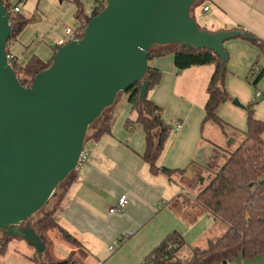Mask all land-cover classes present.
<instances>
[{
  "label": "crops",
  "instance_id": "obj_1",
  "mask_svg": "<svg viewBox=\"0 0 264 264\" xmlns=\"http://www.w3.org/2000/svg\"><path fill=\"white\" fill-rule=\"evenodd\" d=\"M10 1L20 6L22 14L27 7L28 14L24 15L30 19L8 48L21 65L33 56L49 61L60 48L57 40L65 36L66 27L80 29L83 26L76 13L80 3L85 6L87 0H38L37 5L36 0ZM207 4L209 11H204L200 5L193 12L200 26L211 31L239 26L264 39V0H204V5ZM225 48L229 53L228 92L244 106L256 101L255 117L264 121V76L256 88L246 81L258 47L247 39L233 38L225 42ZM148 64L163 73L160 83L148 91L149 98L164 108L166 120L174 126L176 122L182 123L179 130L173 129L158 166L186 170L184 175L191 186H181L178 190L173 184L183 182L174 180V174L170 177L164 172L153 174L150 171L142 158L146 148L145 132L138 125L127 126L128 118L136 119L137 112L128 101L120 112L115 108L111 132L97 139H87V161L57 195V207L53 210L55 218L88 245L85 261L92 255L90 249L101 246L106 255L103 260L95 258L93 264H146L153 248L172 231H178L186 240L179 255L187 259L193 247H205L208 240L217 239L229 228L225 221L197 203L195 196L235 150L232 147L237 148L245 139L246 107L235 105L233 99L227 100L217 110L223 125L205 120L213 65L178 71L173 54L153 58ZM257 92L261 96L257 97ZM199 175L205 178L203 183L197 180ZM193 189L195 192H189ZM123 195L128 200L125 208L110 212ZM178 197L186 202V213L197 217L195 221L190 222L171 205ZM129 230L133 235L114 251L110 250V245ZM16 245L21 247L22 244ZM25 256L27 254L12 251L9 244V251L0 255V261L33 264ZM214 264H264V253Z\"/></svg>",
  "mask_w": 264,
  "mask_h": 264
},
{
  "label": "water",
  "instance_id": "obj_2",
  "mask_svg": "<svg viewBox=\"0 0 264 264\" xmlns=\"http://www.w3.org/2000/svg\"><path fill=\"white\" fill-rule=\"evenodd\" d=\"M198 0H107L81 38L61 46L52 64L24 85L8 60V10L0 0V230L25 239L42 255L46 245L22 222L43 208L80 162L88 128L118 94L143 80L156 44L208 48L229 59L225 42L254 38L241 30L210 31L191 14ZM233 103L245 107L237 98Z\"/></svg>",
  "mask_w": 264,
  "mask_h": 264
},
{
  "label": "trees",
  "instance_id": "obj_3",
  "mask_svg": "<svg viewBox=\"0 0 264 264\" xmlns=\"http://www.w3.org/2000/svg\"><path fill=\"white\" fill-rule=\"evenodd\" d=\"M93 1L94 6L91 15L86 14V8L82 3H80L76 13L77 17L83 21L79 37L82 36L85 24L103 10L107 3V0ZM3 2L8 10L11 24V34L7 42L8 49L9 45L17 39L21 31L30 22V19L20 12L12 11L15 2L10 0H3ZM200 5H203L204 10V0H198L193 5L191 9L193 17L194 10ZM221 30L249 32L239 26ZM253 36L254 38H237L247 39L258 47L257 58L246 77L256 88L264 76V39L255 34ZM169 54L174 55V63L178 71L192 66L213 65L214 72L207 87L208 99L205 104L204 119L223 125L222 119L217 115V110L225 101L233 99L226 87L227 64L226 68L223 69L221 57L213 50L188 48L185 43L156 44L149 52L148 61ZM262 59L263 62L261 63ZM52 61L53 57L45 62L38 56H33L25 65H19L17 61L11 62V65L18 74L26 76L24 79L19 78L24 85L29 86L31 79L48 68ZM162 75L163 73L159 68L148 64L146 74V78L149 80L148 91L160 83ZM143 82V80L137 81L127 91H124L128 94V102L132 109L137 112L136 119L128 118L127 126L138 125L145 132L146 148L142 158L149 165L153 174L164 172L170 177L178 171L184 174L186 170L158 166V161L166 149L174 125L165 119L164 108L150 99L148 93L142 101L140 100ZM122 92L118 94L114 104L105 108L102 114L90 124L88 133L90 130L92 132L90 131L91 134H88L87 139L89 137L97 139L104 133L111 132L115 105ZM255 104L256 101H253L245 106L247 110L245 139L233 152H230L224 164L214 172L213 176L195 196L197 203L228 224V230L217 239L208 240L205 247H193L191 255L187 259H183L179 255L180 250L187 244L186 240L178 231H172L153 248L146 258V264H214L218 261H229L238 256L249 259L264 253V121L255 117ZM75 173L76 170L72 171L58 187L64 183L69 184ZM197 180L203 183L205 178L199 175ZM171 205L190 222L197 219V217H190L186 213L188 209L186 202L180 197L173 199ZM33 217L34 215L23 221V226L33 227L45 243L46 249L42 255L36 252L33 256H25L28 260L33 264L84 263L88 256L87 248L73 232L55 218L53 213L46 214L35 223L32 221ZM3 231L0 230L1 256L7 254L11 241L22 239L3 235ZM55 233L72 247L69 254L64 258H59L54 253Z\"/></svg>",
  "mask_w": 264,
  "mask_h": 264
},
{
  "label": "rangeland",
  "instance_id": "obj_4",
  "mask_svg": "<svg viewBox=\"0 0 264 264\" xmlns=\"http://www.w3.org/2000/svg\"><path fill=\"white\" fill-rule=\"evenodd\" d=\"M37 2H38V0H36L35 5H37ZM91 6L92 7L94 6V1L93 0H87V3L85 5V8L86 9L87 8H91ZM26 9H27V7H25L24 14H28V12H26ZM260 62L262 63L263 62V59ZM18 75H19V77L21 79H24L25 78V76L22 75V74H18ZM246 81L249 84H251L247 79H246ZM127 101H128V94L123 91L121 93V95L119 96V98H118V102L115 105V108L117 109L118 112H120L121 108L127 103ZM90 131L92 132V130H90ZM90 131H89V133H87V136H88V134H91ZM232 148L236 149V147H232ZM86 151H87V154H88L89 153V150L87 149ZM86 161L82 162L79 165V167L82 166V165H84L86 163ZM172 177H173L174 180L178 179L179 180V183L183 182V184H176V183L173 184V186L177 187L178 190L180 189L181 186H184V187H187V188H188V186H191V185H189L188 180L186 179V177H185L184 174L176 173ZM65 185H66V183H64V184L60 185L59 187H57L56 190H55V192H54L55 194L52 195V197L50 198V200L48 201V203L42 209H40L37 213L34 214V217L32 219L33 223L37 222L39 219H41L42 217H44L46 214L53 213V210H54V208L57 207V203H58L57 195L61 192V190L65 187ZM189 192H195V190L194 189H193V191L189 190ZM57 220L59 221V218L58 217H57ZM55 234H56V238H55L54 253H55V255L57 257L64 258V257H66L68 255V252L71 249V247L68 244H66L64 241H62L61 239H59L57 233H55ZM3 235H5L4 234V231H3ZM16 244H22V245H21V247H18ZM86 247H88V245ZM10 249L12 251L13 250H16L17 252L19 251L23 255L24 254H27V255L33 256L36 253V248L34 246L30 245L23 238L22 239H14L13 241H11L10 242ZM99 250H100V252H99ZM90 251H91L92 255H91V257L89 259H87L85 261L84 264H93L94 259L95 258L97 259V257H100V259L103 260L104 257H105V255H106V254H103V249L101 248V246H98V247H96L95 249H92V250L90 249ZM97 252L99 253V255L97 254ZM107 253H110V252L107 251ZM0 258H2V257H0ZM0 264H12V263L11 262L4 263L3 261H0ZM19 264H30V263H28V262H26V263L21 262Z\"/></svg>",
  "mask_w": 264,
  "mask_h": 264
},
{
  "label": "built area",
  "instance_id": "obj_5",
  "mask_svg": "<svg viewBox=\"0 0 264 264\" xmlns=\"http://www.w3.org/2000/svg\"><path fill=\"white\" fill-rule=\"evenodd\" d=\"M80 1H84V0H80ZM209 10H210V5L209 4L205 5L204 11H209ZM12 11L13 12H19L20 6L18 4H15L12 8ZM85 12H86V14L91 15L93 10H92V8H89V9H86ZM82 33H83V31H82ZM79 34H80V29L74 28L72 26H67L65 29V36H63L57 40L58 46H63L70 41H74V40L81 38V37H79ZM8 60H9L10 64L13 61L18 62L15 55L10 53V52H8ZM18 64L21 65L19 62H18ZM256 96L257 97L261 96V93L257 92ZM181 126H182L181 122H176L174 129L179 130L181 128ZM86 160H87V151H86V147L84 145L83 151L80 154L79 162L81 164L82 162H84ZM127 202H128L127 196L123 195L122 197L119 198L118 203L115 206H112L110 208V212L122 211L125 208ZM133 233L134 232L132 230L127 231L120 240H117L116 242H114L113 244L110 245V250L114 251L115 249H117L124 241L127 240V238L129 236L133 235Z\"/></svg>",
  "mask_w": 264,
  "mask_h": 264
},
{
  "label": "flooded vegetation",
  "instance_id": "obj_6",
  "mask_svg": "<svg viewBox=\"0 0 264 264\" xmlns=\"http://www.w3.org/2000/svg\"><path fill=\"white\" fill-rule=\"evenodd\" d=\"M22 227H25V226H23V223H22Z\"/></svg>",
  "mask_w": 264,
  "mask_h": 264
}]
</instances>
